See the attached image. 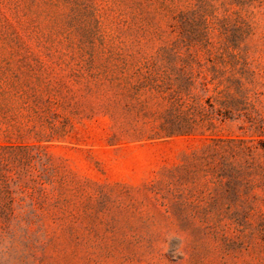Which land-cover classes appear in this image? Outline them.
Listing matches in <instances>:
<instances>
[{
	"label": "rangeland",
	"instance_id": "374dc122",
	"mask_svg": "<svg viewBox=\"0 0 264 264\" xmlns=\"http://www.w3.org/2000/svg\"><path fill=\"white\" fill-rule=\"evenodd\" d=\"M0 264H264V0H0Z\"/></svg>",
	"mask_w": 264,
	"mask_h": 264
}]
</instances>
